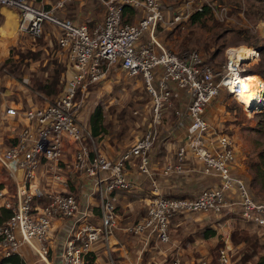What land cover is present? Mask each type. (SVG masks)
I'll use <instances>...</instances> for the list:
<instances>
[{
  "label": "built area",
  "instance_id": "2783aa9c",
  "mask_svg": "<svg viewBox=\"0 0 264 264\" xmlns=\"http://www.w3.org/2000/svg\"><path fill=\"white\" fill-rule=\"evenodd\" d=\"M68 1L74 0H57L48 8L29 0H0V8L17 9L19 28L34 39L43 34L45 22L55 26L66 59L65 82L52 101H32L20 107L4 101L5 114L17 124L12 128L15 142L0 148V165L14 179L16 190L4 202L12 213L0 223V259L14 254L22 258V248L27 245L36 255L32 264H89L93 246L109 244L115 231L124 226L126 212L118 208V193L143 189L142 182L127 172V165L133 161L149 183L144 198L146 212L123 228L145 243L151 236L162 243L170 242L174 218L202 211L230 212L236 208L243 220L264 228V200L256 199L246 180L233 170L237 162L233 136L215 128L206 117L221 88L229 90L226 77L232 71L245 73L246 66L232 68L236 60L230 51L235 47L226 49L228 62L217 70L200 50L172 51L157 35L160 25L189 21L194 11H204L206 6L218 20L232 23L235 16L231 7L210 0H184L182 9L169 21L161 0H101L106 5L104 18L91 27L57 13ZM125 5L140 9L141 17L135 22L125 21ZM239 13L244 16L245 10ZM13 45L19 46L16 41ZM117 65L135 77V82H144L152 115L145 134L110 158L101 151L92 131L81 123L78 112L89 88L105 80ZM169 108L176 117L170 133L185 126L186 140L178 146L176 162L168 163L164 173L179 176L191 155L200 163L198 171L217 178V185L204 187L194 196L161 193L155 176V142L163 113ZM69 153L72 158L66 161ZM43 165L48 177L44 183L38 174ZM73 182L77 185L70 189ZM0 196H4L2 190ZM232 249L226 242L215 261L201 258L199 264H231ZM168 264L183 262L176 256Z\"/></svg>",
  "mask_w": 264,
  "mask_h": 264
},
{
  "label": "rangeland",
  "instance_id": "374dc122",
  "mask_svg": "<svg viewBox=\"0 0 264 264\" xmlns=\"http://www.w3.org/2000/svg\"><path fill=\"white\" fill-rule=\"evenodd\" d=\"M29 1L34 5L44 7L47 5L44 0ZM48 1L54 2L55 0ZM179 1L177 0V2ZM215 1L216 3L228 4L233 12H237L241 6L238 0H232L233 3L230 0ZM71 2L68 1L65 7L69 8ZM245 4L247 8L245 14L248 22L247 26L234 28L227 21H220L210 11H207L197 21L186 24L183 28L177 25L171 29L170 34V31L166 34L170 39H175L176 44H181L184 50H200L206 61L217 70L222 69L224 63L228 62V53L226 52L228 47H247L243 49L252 50L253 57L241 63L247 68L245 74L253 73L255 69L264 72V0H245ZM91 8L92 16L96 21L104 17L106 5L101 0H91ZM134 10L136 12L141 11L136 8ZM123 18L127 21L128 15H123ZM44 24H47L45 26L46 33L36 39L29 34L18 31V24L15 26L10 37L17 38L18 44L22 46L13 47L11 50L13 55L10 61L7 62L5 59L10 56L11 51L3 59H0L1 77L7 84L5 86L0 85V90L4 93L2 98L11 99L13 96V99L18 100L20 94L23 101H25V91L23 90H27L28 103L24 102L25 105L32 101L44 104L52 101L63 87L66 77V60L61 57L63 52L57 41V28L47 22ZM174 34H176V37H173ZM0 37H2V39L0 38L1 41L5 36L1 35ZM49 41H52V43L48 44ZM8 44L9 40H3L2 43L0 42V48L6 52ZM256 74L261 78L262 75L258 73L253 75ZM221 77L222 75L219 76V79ZM262 77L264 78V76ZM263 78L260 79L261 90L260 93H257L258 97H260L259 94L264 92ZM52 81L55 82L54 85L45 87L43 91L38 90L37 87L46 86V82L50 84ZM56 89H59V91L51 93L50 90ZM36 91L41 92V95L35 94ZM256 95L251 100L238 95L237 100L225 88H221L214 100L224 104L226 109L232 111V115L227 117L223 123L226 124L224 131L233 136L237 150L240 153L241 170L244 172L237 175L246 180L251 193L256 199L264 200V110L252 113L255 107H245L247 111L251 112L248 113L240 104L242 102L251 106ZM148 104H150V96L144 82L142 80L135 82V77L127 75L117 65L111 69L105 80L89 88V92L85 95L83 105L78 112V118L81 123L91 130L90 118L95 109L100 107L102 126L98 137H104L106 134L110 135L114 145L118 144V141L130 143L132 124H135L137 116H139L133 111L143 109ZM255 162L257 163L255 164ZM257 165L259 166L257 167ZM141 214L143 215L144 211ZM195 214L201 215L208 222L217 220V224L214 223L217 228L215 233L210 232V228L213 229L211 226L209 227L210 223H204V227L200 231H195V228H192L193 235L191 237L193 240L196 237L197 240L193 241L190 249H188L190 252L183 255L185 260L196 258L193 264H199L201 258L208 257L213 262L226 242L231 243L233 246L231 264H254L258 260V256L264 254V228L243 220L236 208L220 215L207 211ZM204 231H208L210 234L201 237ZM211 233L213 234L211 235ZM129 237L131 255L136 258L135 250L136 248L138 250V247L135 246L133 251L132 246L135 242L138 243V246L139 239L135 236ZM197 241H199L198 244ZM103 257L106 262L111 264L108 255L103 254ZM140 257L141 259L137 260L138 264H141L143 258H145L143 264H168L173 258L170 255H161L157 258L144 252L139 255ZM34 258L36 259V255ZM113 260L116 264H119L115 256H113Z\"/></svg>",
  "mask_w": 264,
  "mask_h": 264
},
{
  "label": "crops",
  "instance_id": "0c3cea01",
  "mask_svg": "<svg viewBox=\"0 0 264 264\" xmlns=\"http://www.w3.org/2000/svg\"><path fill=\"white\" fill-rule=\"evenodd\" d=\"M57 0L48 1L44 0L45 3H47L46 6L51 7L55 4ZM203 1V0H196ZM215 0H212V2ZM231 3H233L232 0H230ZM236 1V0H235ZM162 7L164 10V14L167 18V20H171L173 17L174 12L179 11L182 9L181 5L184 2V0H180L177 2V0H161ZM216 2V1H215ZM241 4V8L239 7V10L234 13V21L232 23H228L229 25H233L234 28H240L242 26H247L248 22L245 18V15H240V11L242 9L245 10L246 14V4L245 0H238ZM178 3V4H177ZM69 4V3H68ZM176 4V5H175ZM70 7L67 6L64 8H59L57 10V13L60 16H67L72 17L78 22H84L87 23L89 26L94 27L99 22L103 20H95V18L92 16L91 13V0H74L70 4ZM228 5V4H227ZM2 8V7H1ZM195 12V11H194ZM193 12V13H194ZM124 15H128L129 22H135L137 21L141 15L142 11H135L134 8H128L126 9V12ZM195 21H183L182 23H175V24H167L160 25L157 31L158 38L175 52H181L184 51L181 44H176L175 39H170L168 37V34L166 32L170 31L171 29L175 28L177 25L180 27H185L186 24L192 23ZM19 23V12L15 8L11 7H3L2 10H0V36L4 35V41L9 40V44L6 48V52L4 49L0 48V59H3L8 52L11 51L13 47H16L13 45V42L16 41L18 44L17 38L10 36L12 35V32L15 29V26ZM19 31V30H18ZM58 32V30H57ZM7 35V36H6ZM173 37H176V34L173 35ZM2 39V37H0ZM1 40L0 42L2 43ZM52 41H49L48 44H51ZM20 47L22 45L18 44ZM26 46V45H25ZM234 51V54L240 51H248L252 56V50H246L243 48L247 47H237ZM241 49V50H240ZM187 50V49H185ZM203 54V53H202ZM204 55V54H203ZM64 60L65 55H61ZM257 75V74H256ZM259 77V75H257ZM262 77V76H261ZM260 78V77H259ZM263 78V77H262ZM261 79V78H260ZM0 85L5 86L6 81L2 79L1 73H0ZM25 91V98L26 100L23 101L19 94V99H13V96L10 98H2L0 96V148H5L11 145L15 142L14 135L15 132L13 131V126L16 123V120L14 118H11L10 116L5 114L6 110V104L4 101L8 102L9 104L13 103L16 106H28L29 104L25 105L24 102L28 103V96H27V90ZM12 92V91H10ZM176 105L180 104L178 100V96L175 97ZM134 111H138V113H135L139 116L135 121V124H132V130L131 135L132 138L130 139V143L124 141L120 142L118 141V144L112 143V138L110 135H104V137H98L99 134L96 135V140L99 142L100 149L103 153H105L110 158H115L118 156L125 148L133 144L136 140H138L140 137H142L145 132L148 130L149 125L151 123V104L145 105L143 109ZM133 111V112H134ZM232 115V111L229 109H226L224 107V104H220L216 102L215 100L208 106L206 111V117L211 122V124L220 130H223L226 127V124L223 122L225 119ZM176 122V117L174 114V109L169 108L163 113V119L162 123L159 127L157 141L155 142V155H154V170H155V176L157 179V182L160 185V192L167 195H184V196H194L196 195L202 188L207 186H214L217 185V178H215L213 175L205 174L200 171H198L200 167V163L196 160L195 157L190 156V159L187 160L184 164L185 170L183 173L179 174V176H176V174L167 175L164 173L163 169L164 167L170 163V162H176L177 160V149L180 144H182L186 140V129L185 126H181L172 133H170V130L173 128L174 124ZM101 131V129H100ZM128 143V144H127ZM72 158V155L69 153L67 155V160L70 161ZM240 153L237 150V162L233 168L234 172L236 174H243L244 171L241 170L242 163L240 162ZM68 163V162H67ZM66 166V164H65ZM46 166H40V169L38 171L39 179L42 183L48 181V177H45L46 172H44ZM127 172L128 174L136 179L139 182H142L143 189H134V190H128V191H120L118 193V208L121 210H125L126 217L124 222H122V225H127L138 217L140 218L142 216L141 212L145 210V204L146 201H144V198L148 196V192L146 188H148L149 183L146 180H143V176L140 174L137 165L135 162H130L127 165ZM239 174V175H240ZM77 183L73 182L71 183V186L69 188H75ZM0 190L4 192V196H0V207L4 206V202L7 198H10L14 195L15 192V182L10 173L7 171L6 168L0 165ZM146 211V210H145ZM204 223L208 224L209 222L204 220L201 215H197L195 213L192 214H186L181 215L177 218H174L171 223L172 227V234H171V240L168 243H162L159 242L158 239L154 236H151L147 243L139 237H135L139 239V245L135 242L133 244V251L135 246L138 247V250L136 248L135 254L137 255L136 258H133L131 255V242L128 240L130 238V235L127 231L124 230V226L121 228H118L115 231V234L113 238H111L109 244H106L104 242H99L98 244H95L91 250V253H94L95 255V261L94 264H109L106 262V260L103 257V254L108 255L109 260L111 261V264H116L113 260V256L116 257L119 264H138L137 260L141 259L139 258V255L142 252H146L149 255H153L157 258L159 256L164 255H170L173 257H180L182 259L183 263H190L194 262L196 258L192 259H184L183 255H187L190 251V249L193 241L197 240L195 237L194 240L192 239L191 235H193V232L191 231L192 228H195L196 230H201L204 227ZM212 223V222H211ZM213 224V223H212ZM213 227H216V225H211ZM217 228V227H216ZM201 237H205V235L202 233ZM132 241V240H131ZM135 241V240H133ZM197 244L199 241L196 242ZM200 246L198 247V249ZM34 254L32 253L29 246L25 245L22 248V259L24 262H27L29 264H32L36 262V259L34 258ZM198 260V258H197ZM196 261V260H195ZM35 264H42V263H35Z\"/></svg>",
  "mask_w": 264,
  "mask_h": 264
},
{
  "label": "trees",
  "instance_id": "16d2710c",
  "mask_svg": "<svg viewBox=\"0 0 264 264\" xmlns=\"http://www.w3.org/2000/svg\"><path fill=\"white\" fill-rule=\"evenodd\" d=\"M32 3V2H31ZM36 6H40V5H36ZM45 7H48L49 8V6H45ZM128 8H133V7H131V6H129V5H125V7H124V11H123V15H124V13L126 12V9H128ZM207 11H210V8L208 7V6H206V8H205V10L204 11H195L193 14H192V16H191V21H197L205 12H207ZM126 21V20H125ZM47 24H44V28H43V34L44 33H46L45 32V26H46ZM57 39H58V35H57ZM13 49V48H12ZM11 49V50H12ZM33 53V52H32ZM33 54H38L37 52H34ZM12 55H13V53H12V51H11V53H10V56L8 57V58H6L5 60L8 62V61H10V59H11V57H12ZM4 60V61H5ZM5 63V62H4ZM3 63V64H4ZM254 73H258V74H260V75H262V76H264V72L262 71V70H253V73H251V74H254ZM66 74V73H65ZM48 81V80H47ZM55 84V82L54 81H52L50 84H48V82H46V86H42V87H37L38 88V90H45V87H48V86H52V85H54ZM98 84V83H97ZM145 85V84H144ZM145 88H146V86H145ZM32 89V88H31ZM35 89V88H34ZM33 90V89H32ZM61 90H62V88H61ZM60 90V91H61ZM147 90V89H146ZM51 91V93H56L57 91H59V89H56V90H50ZM148 92V91H147ZM149 94V93H148ZM149 96H150V94H149ZM101 111H100V107H97L96 109H95V111H94V113L92 114V116H91V118H90V128H91V131H92V133L96 136L97 134H99V132H100V129H101V126H102V123H101ZM190 158H188L187 160H189ZM263 159H264V156H263ZM257 162H255V164H256ZM259 165H257V167H258ZM173 196H184V195H173ZM143 212V211H142ZM146 211L144 210V213H145ZM224 212H226V209H223L222 211H220V212H215L214 214H217V215H220V214H223ZM12 213V210L10 209V208H7V207H5V206H1L0 207V223H2L3 221H5L9 216H10V214ZM210 213H213V212H210ZM181 216V215H180ZM179 217V216H178ZM177 218V217H176ZM138 219V217L135 219V221ZM217 222V220L216 221H214V222H209L210 223V225H209V227L211 226V225H214V223H216ZM172 223V222H171ZM217 224V223H216ZM250 224H252V225H254L252 222H250ZM213 229H211L210 228V232L212 231V232H214L215 233V229H216V227H213V226H211ZM210 232H208V231H204V235L205 236H208L209 234H210ZM213 233H211V235H212ZM155 237V236H154ZM30 248V247H29ZM31 249V248H30ZM32 251V250H31ZM33 253V252H32ZM232 253H233V249H232V251L230 252V257H231V255H232ZM34 254V253H33ZM145 254H147L146 252H145ZM174 258V257H173ZM172 258V259H173ZM206 258H208V257H206ZM144 259L145 258H143V261L141 262V264H143V262H144ZM171 259V260H172ZM94 261H95V255H94V253H91L90 252V254H89V264H94ZM232 261V260H231ZM194 263V262H193ZM193 263H188V264H193ZM0 264H25V262H24V260L19 256V255H17V254H14V255H12V256H9V257H4V258H2V259H0ZM183 264H187V263H183ZM254 264H264V254H261V255H259L258 256V260L254 263Z\"/></svg>",
  "mask_w": 264,
  "mask_h": 264
},
{
  "label": "bare ground",
  "instance_id": "6f19581e",
  "mask_svg": "<svg viewBox=\"0 0 264 264\" xmlns=\"http://www.w3.org/2000/svg\"><path fill=\"white\" fill-rule=\"evenodd\" d=\"M3 7H7V6H2V8ZM17 29L19 31H21V29L19 28V23H18ZM235 48H237V47H235ZM235 48L232 51H230L232 58L237 59V60L235 59L236 62L233 61L232 68H234L237 64H241L244 60L251 58V54L248 52H237L234 54ZM256 53H257V51H256ZM233 54H234V56H233ZM225 80H226L225 82L229 83V90L228 91L230 93H231V91H236L240 88L239 92L236 95H234V97L237 100H238V95H240L244 98H247V100H251L258 92L260 93V90H261L260 78L256 75L251 74V73L240 74V73H237L235 71H232V73L228 77H226ZM259 96L260 97H258V94L256 95L254 102L251 106H248L247 104H243L240 101L239 102H240V104H242V106L244 107L245 110H246L245 107H249V108L255 107V109L252 111V113H255V112L264 110V92L259 94ZM247 112L251 113L250 111H247Z\"/></svg>",
  "mask_w": 264,
  "mask_h": 264
}]
</instances>
